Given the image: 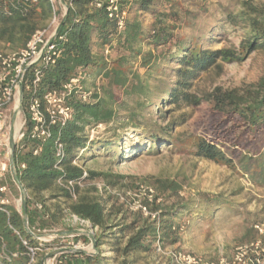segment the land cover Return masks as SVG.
<instances>
[{
	"label": "trees",
	"instance_id": "16d2710c",
	"mask_svg": "<svg viewBox=\"0 0 264 264\" xmlns=\"http://www.w3.org/2000/svg\"><path fill=\"white\" fill-rule=\"evenodd\" d=\"M93 1H67V12L59 29V33L65 35V40L60 43L61 56L55 64L43 69L36 89L23 91L22 109L27 116L30 98L42 99L47 91L59 88L78 69L85 73V85L89 82L90 88L96 87V81L100 80L91 102H81L74 96L68 99L71 118L63 126L50 127V136L44 141L29 137L31 126L27 122L21 149L14 151V161L25 166L17 170L16 177L28 198L23 214L14 206H7L9 216L0 211V247L4 246L8 256V259L0 256V264H29L27 247L36 248L39 244L33 233L53 229L67 212L89 221L101 233L108 231L113 212L105 211L97 189L87 183L97 178L113 183L119 176L84 170L74 165L73 160L78 157L81 161L82 156L91 154L94 147L109 148L112 142L120 139L118 131L126 125L135 126L153 102L174 106L200 104L201 99L188 92L191 82L217 61L241 62L256 50L264 51V5L254 4L253 0H238L239 9L227 14L229 24L240 23L243 27L244 37L239 45L217 50H205L176 34L187 13L178 9L176 0H119L129 13L133 7L154 16L148 30L137 18L128 19L119 30L115 21L108 18L103 8H96ZM155 7L161 9L160 12H156ZM50 18L47 0H0V41L12 50L19 49L36 29L45 27ZM105 47L110 49L108 56L104 55ZM170 64L179 66L172 68L170 73L178 79L171 84L156 81L155 76L164 73L163 66ZM140 69L144 71L141 73ZM32 79L33 73L29 71L27 80ZM214 93L206 98L214 100V107L206 116L203 135L189 138L194 147L193 155L231 169H235L238 162L244 173L249 172V165L254 161L255 172L251 179L255 183L264 182V77L244 93L226 91L220 96ZM120 111L124 116L119 115ZM98 125L104 126L110 136L102 140L90 138L89 130ZM180 125L172 120L162 130L170 132ZM161 139L164 144L175 145L174 140ZM57 141L63 145L62 158L56 155ZM141 141L146 143L136 148L141 153H149L147 148L152 149L150 153L156 151L160 142L154 135L145 136ZM36 149L40 150L34 154ZM55 166L61 167L62 171ZM84 173L87 174L83 179L85 184L75 186V198L68 189L57 184L58 179L80 180ZM162 189L175 194L180 187L168 182L162 184ZM36 204L41 208L38 209ZM156 208L160 209L158 222L149 221L136 212L131 215L130 223L123 226L132 232L117 249L121 254L119 264H132L129 254L149 251L157 241L161 245L165 241H178L177 230L172 225L179 216L177 211L161 206ZM22 216L26 218L27 226ZM102 237L108 236L98 237L97 245L102 244ZM79 259L65 258L64 264L101 263L98 255H83Z\"/></svg>",
	"mask_w": 264,
	"mask_h": 264
},
{
	"label": "rangeland",
	"instance_id": "374dc122",
	"mask_svg": "<svg viewBox=\"0 0 264 264\" xmlns=\"http://www.w3.org/2000/svg\"><path fill=\"white\" fill-rule=\"evenodd\" d=\"M176 2L180 11H187L176 34L187 42L205 50H217L237 47L243 39L242 25H231L227 21V14L235 13L239 9L238 0ZM253 3L264 5V0H253ZM64 5L61 2V9ZM155 9L156 12L161 10L158 7ZM133 18H137L145 30L154 22L153 15L138 12L132 7L128 19ZM10 50L12 49L7 44L0 41V52ZM163 67L164 73L156 75V81L163 80L169 84L175 82L178 78L170 73L172 68L179 66L170 64ZM143 71L144 69H140L141 73ZM263 77L262 50L252 52L241 62L217 61L191 82L188 92L201 99L200 104L174 106L153 102L144 116L135 122V126L126 125L118 131L120 139L112 142L109 148L94 147L91 154L82 156L81 165L85 170L119 176L113 183H108L103 178H97L95 183L101 182L122 195L134 192L138 184L151 186L161 199V207L175 209L179 215L172 224L177 230L178 241H165L162 244L163 252H157L154 244L149 251L133 252L128 256L132 264H175L168 256L170 251L196 255L210 262L230 260L238 246L258 239L254 226H264V182L255 183L251 179L255 172L254 161L249 165V172L244 173L239 169L238 162L235 163L236 168L231 169L195 157L189 138L203 135L207 124L206 116L214 107V100L211 98L208 101L206 98L216 89L219 90L214 93L216 96L226 91L244 93ZM156 81L152 82L158 84ZM90 87V83L86 82V88ZM119 115L124 116V112L120 111ZM172 120L180 122L181 125L170 132L163 131L162 128ZM12 121L13 116L2 132L5 137L13 132ZM88 135H92L95 140H102L109 137L110 133L101 126L89 130ZM151 135L160 141L157 150L151 153L150 148H147L149 153L137 151V147L146 144L141 143V139ZM167 137L174 140L175 145L162 143L161 138L168 139ZM168 182L180 187L177 193L163 191L162 184ZM96 192L101 197L105 211L113 212L108 231L101 233L97 228L95 236L90 239L87 237L89 228L79 226L65 215L53 229L39 233V238L45 242L35 256V263L64 264L65 258L79 261L83 255H98L100 264H119L121 254L117 249L124 245L132 232V229H124L123 226L130 223L131 215L136 212L130 209L129 201L127 202L130 205L105 191ZM12 194L15 196L16 192L12 191ZM152 209L157 208L153 206ZM103 234L108 237H102V244L97 245L96 239Z\"/></svg>",
	"mask_w": 264,
	"mask_h": 264
},
{
	"label": "built area",
	"instance_id": "2783aa9c",
	"mask_svg": "<svg viewBox=\"0 0 264 264\" xmlns=\"http://www.w3.org/2000/svg\"><path fill=\"white\" fill-rule=\"evenodd\" d=\"M47 1L51 8V18L47 25L36 29L23 47L8 52H0V211H3L7 216H9V212L6 209L7 206H14L20 214H23L28 198L26 190L16 177L17 170L24 169L25 166L24 164H16L14 161V151L15 149H21L20 144L24 138L27 122L31 126L29 137L44 141L50 136V127L63 126L71 118L72 109L68 105V99L74 96L81 102H91V96L98 90L100 85V80H98L95 84L96 87L86 88V75L83 70L78 69L59 88L47 91L42 99L30 98L26 108L27 116L23 112V91L28 92L31 89H36L43 69L55 64L56 60L61 56L60 43L65 40V35L60 34L59 29L61 19L67 12V0ZM61 2L65 4L63 9L60 7ZM93 3L96 8H103L106 11L108 18L115 21L119 30L123 29L128 20L129 11L119 4V0H94ZM58 11H62V14H59ZM109 54L110 49L105 47L104 55L108 56ZM29 71L33 73V79L30 82L27 80ZM12 116L11 128L13 132L5 137L2 132ZM101 126L98 125L97 127ZM90 138H92V135ZM10 143L14 146L13 156ZM55 149L56 155L62 158L63 145L57 141ZM39 150L36 149L34 154ZM73 164L84 169L78 157L73 160ZM55 167L62 171L61 167ZM86 176L87 174L84 173L80 180L63 181L58 179L57 184L68 189L72 197L75 198L74 188L75 186H84L85 182L83 179ZM89 185H93L100 192L105 191L112 194V196H115L123 203L129 204L127 202L129 201L132 211L139 212L149 221L158 222L160 209H152V207L161 206V199L157 197L151 186L138 184L134 192H127L122 195L115 190H110L101 182L95 183L92 181ZM12 191L16 192L15 196ZM36 207L38 209L41 208L38 204H36ZM66 215L79 226L89 228V232H87L88 238L92 239L95 236L97 227H93L89 221L82 220L69 212ZM22 217L25 226H27L26 218ZM254 229L258 233V239L238 246L230 260L221 259L217 262H210L196 255L177 251L168 252V256L175 264H264V226L255 225ZM39 233L41 232L33 233V236L39 242L38 247H27L30 258L29 264L35 263L36 252L44 246L43 242L45 240L39 238ZM23 243L26 245L25 242ZM154 246L157 252H163L159 241ZM0 256L8 259L3 245L0 247Z\"/></svg>",
	"mask_w": 264,
	"mask_h": 264
},
{
	"label": "water",
	"instance_id": "95a60500",
	"mask_svg": "<svg viewBox=\"0 0 264 264\" xmlns=\"http://www.w3.org/2000/svg\"><path fill=\"white\" fill-rule=\"evenodd\" d=\"M10 149H11V154H12V156H13V150H14V146H13V144L12 143H10ZM12 160H13V158H12ZM25 207V206H24Z\"/></svg>",
	"mask_w": 264,
	"mask_h": 264
},
{
	"label": "crops",
	"instance_id": "0c3cea01",
	"mask_svg": "<svg viewBox=\"0 0 264 264\" xmlns=\"http://www.w3.org/2000/svg\"><path fill=\"white\" fill-rule=\"evenodd\" d=\"M61 17H62V15H61ZM62 20V19H61Z\"/></svg>",
	"mask_w": 264,
	"mask_h": 264
},
{
	"label": "bare ground",
	"instance_id": "6f19581e",
	"mask_svg": "<svg viewBox=\"0 0 264 264\" xmlns=\"http://www.w3.org/2000/svg\"><path fill=\"white\" fill-rule=\"evenodd\" d=\"M18 126V125H17Z\"/></svg>",
	"mask_w": 264,
	"mask_h": 264
}]
</instances>
